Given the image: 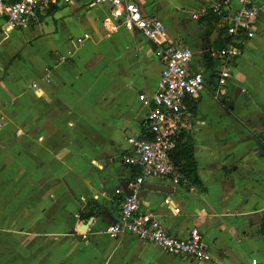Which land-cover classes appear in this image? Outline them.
Instances as JSON below:
<instances>
[{"label": "crops", "instance_id": "0c3cea01", "mask_svg": "<svg viewBox=\"0 0 264 264\" xmlns=\"http://www.w3.org/2000/svg\"><path fill=\"white\" fill-rule=\"evenodd\" d=\"M130 1L162 20L167 41L193 51L191 70L206 80L201 99L187 100L193 118L180 132L194 146L200 183L148 178L141 211L174 237L198 229L211 264H264V16L254 38L241 36L243 54L216 101L222 63L212 53L229 41L227 28L215 14L193 15L222 0ZM243 6L264 0L233 2L229 15ZM105 8L107 18L90 19ZM109 16L108 5L74 0L9 30L0 11V264H194L105 233L120 215L116 190L141 175L123 157L132 154L129 138L149 137L151 107L139 97L156 92L164 65L141 32L108 34ZM15 31L22 37L14 48L2 36ZM84 34L91 38L76 44Z\"/></svg>", "mask_w": 264, "mask_h": 264}, {"label": "built area", "instance_id": "2783aa9c", "mask_svg": "<svg viewBox=\"0 0 264 264\" xmlns=\"http://www.w3.org/2000/svg\"><path fill=\"white\" fill-rule=\"evenodd\" d=\"M74 0H0V11L7 18L9 30L25 28L38 20L52 6L71 4ZM249 3L251 0H222L205 9L201 14H194L197 20L215 14L225 22L229 41L223 49L213 52V56L221 59V66L216 72V88L213 98L218 101L233 74V62L243 52L242 35L246 39L255 37L254 22L264 16V6H243L234 14L229 15L233 2ZM91 6H110L109 19L103 22L108 34L124 28L130 32L139 31L147 39L155 43L157 55L163 62V71L156 92L147 96L142 94L139 99L151 107L146 123L147 138H129L132 154L123 157L127 166L137 167L141 175L129 185L131 195H124L122 189L116 194L123 195L120 203L118 221L106 228V235L117 240L123 235L138 238L143 242L154 244L164 252L175 256H187L194 264H211L213 258L203 241L198 229H192L187 238H178L168 234L161 221L149 213L141 211L142 201L139 191L148 178L170 177L175 184H181V177L175 173L171 160L174 139L185 129L193 118V112L186 105L187 100L198 101L206 89L203 72H193L191 62L193 51L179 43L167 41L165 24L158 17L144 16L141 8L130 0H89ZM91 38L84 34L75 39L76 44H83ZM71 54V52H69ZM37 88V84L34 85ZM186 183V181H185ZM170 200H166L169 204ZM177 211H179L177 209ZM79 218V215L76 216ZM84 234V233H81ZM247 264H261L251 259Z\"/></svg>", "mask_w": 264, "mask_h": 264}, {"label": "trees", "instance_id": "16d2710c", "mask_svg": "<svg viewBox=\"0 0 264 264\" xmlns=\"http://www.w3.org/2000/svg\"><path fill=\"white\" fill-rule=\"evenodd\" d=\"M170 157L175 166V173L181 177V184H184L185 181L189 185H198L200 183L194 146L186 133H180L174 139V147ZM260 233L264 235V219Z\"/></svg>", "mask_w": 264, "mask_h": 264}, {"label": "rangeland", "instance_id": "374dc122", "mask_svg": "<svg viewBox=\"0 0 264 264\" xmlns=\"http://www.w3.org/2000/svg\"><path fill=\"white\" fill-rule=\"evenodd\" d=\"M106 9V8H105ZM70 10H67V13L70 14ZM109 15L108 10L104 9H96L93 12H89L90 19L93 20L94 18H100V19H105ZM51 20V19H50ZM22 37V34L20 32H11V33H4L2 36V39L7 42L8 45H11L12 47L15 48L16 43L20 40ZM68 55V54H67ZM71 54H69L70 56ZM3 60V59H1ZM5 61V60H3Z\"/></svg>", "mask_w": 264, "mask_h": 264}, {"label": "water", "instance_id": "95a60500", "mask_svg": "<svg viewBox=\"0 0 264 264\" xmlns=\"http://www.w3.org/2000/svg\"><path fill=\"white\" fill-rule=\"evenodd\" d=\"M124 192H125L126 195H131L132 194V192L130 190H128V186H127L126 183L124 185ZM85 227H86V225H85ZM82 230H84V228Z\"/></svg>", "mask_w": 264, "mask_h": 264}]
</instances>
